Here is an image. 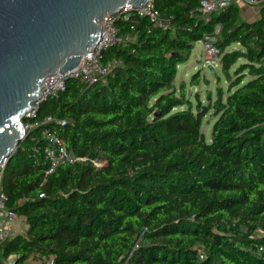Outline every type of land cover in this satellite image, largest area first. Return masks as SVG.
Segmentation results:
<instances>
[{
  "label": "trees",
  "instance_id": "obj_1",
  "mask_svg": "<svg viewBox=\"0 0 264 264\" xmlns=\"http://www.w3.org/2000/svg\"><path fill=\"white\" fill-rule=\"evenodd\" d=\"M199 1L154 0L168 29L118 16L135 40L102 57L122 63L87 87L69 81L41 105L38 118L66 120L68 149L89 159L46 177L39 129L21 141L1 184L27 230L0 245V264H30L34 253L52 264H264V5L239 19L236 3L205 16ZM218 24L220 53L242 46L221 57L222 72L244 62L225 99L194 110L177 66Z\"/></svg>",
  "mask_w": 264,
  "mask_h": 264
},
{
  "label": "water",
  "instance_id": "obj_2",
  "mask_svg": "<svg viewBox=\"0 0 264 264\" xmlns=\"http://www.w3.org/2000/svg\"><path fill=\"white\" fill-rule=\"evenodd\" d=\"M148 1L0 0V164L29 135L24 120L45 78L95 49L105 14L136 12Z\"/></svg>",
  "mask_w": 264,
  "mask_h": 264
},
{
  "label": "built area",
  "instance_id": "obj_3",
  "mask_svg": "<svg viewBox=\"0 0 264 264\" xmlns=\"http://www.w3.org/2000/svg\"><path fill=\"white\" fill-rule=\"evenodd\" d=\"M238 0H200L199 11L208 16L211 13L223 10ZM253 4L263 3L264 0H246ZM105 14L101 20L102 31L99 42L95 49L88 52L82 57L80 64L64 73L57 72L48 75L44 80L42 94L38 101L31 104L30 110L26 113L24 124L29 131L31 138H34L36 129L40 131L42 144L37 148V151L43 155L47 163L45 176L53 173L60 165L64 163H75L89 159L87 156H78L73 151L69 150L62 129L66 124V120L59 119L51 114L39 117L42 101H47L49 98H55L67 89L69 81H76L83 86H89L106 76L112 67L120 65L122 62L116 57L104 60L102 53L105 49L112 46H126L135 40V36L131 31H122L117 24V17L122 14ZM139 17L147 18L152 27L168 29L170 21L160 15L157 10L154 0H149L147 4L139 8L138 11L132 12ZM221 31V25H216L214 33L206 35L204 42L208 49L206 59L213 64L216 59L215 54L219 52L218 48L211 42L216 40L217 35ZM28 135V136H29ZM8 159H5L0 164V245L7 239L13 236L14 231L19 229L21 217L7 206L8 196L2 189L3 169ZM95 165L99 166L101 162L91 159ZM25 200V197L23 198ZM16 234V233H15ZM13 255H11L12 257Z\"/></svg>",
  "mask_w": 264,
  "mask_h": 264
},
{
  "label": "rangeland",
  "instance_id": "obj_4",
  "mask_svg": "<svg viewBox=\"0 0 264 264\" xmlns=\"http://www.w3.org/2000/svg\"><path fill=\"white\" fill-rule=\"evenodd\" d=\"M262 6L263 3L253 4L247 1L238 0L234 9H236L239 19H254L260 15ZM206 47V43L203 39L197 41L190 59L177 66L175 84L177 86L180 84H184L186 86L188 90V97L190 98L194 110L196 109L198 103L203 105H212L220 98L225 99L230 89L231 80L234 79L233 70L244 62L243 58H238L229 68L230 75L227 76L221 70V57L227 52L241 50V44L233 43L222 53H214L216 59L213 61V64H210L208 59H206L209 54ZM212 70H216L220 78L216 77L215 74L212 73ZM197 77H199V81L192 84L191 82ZM247 79L248 78L245 80ZM216 119L217 117L215 116L214 109H210L202 119L201 130L205 134L207 140L211 138L213 123ZM26 230L27 225L21 217L20 227L14 231V234L25 233ZM28 262L30 264H52L50 258L41 256L38 253H34L33 258H30Z\"/></svg>",
  "mask_w": 264,
  "mask_h": 264
},
{
  "label": "crops",
  "instance_id": "obj_5",
  "mask_svg": "<svg viewBox=\"0 0 264 264\" xmlns=\"http://www.w3.org/2000/svg\"><path fill=\"white\" fill-rule=\"evenodd\" d=\"M243 1H246V0H243Z\"/></svg>",
  "mask_w": 264,
  "mask_h": 264
}]
</instances>
